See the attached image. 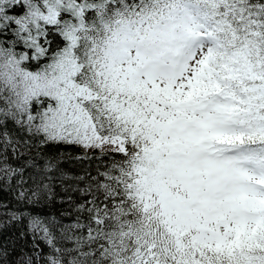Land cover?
Listing matches in <instances>:
<instances>
[{"label": "snow or ice", "instance_id": "1", "mask_svg": "<svg viewBox=\"0 0 264 264\" xmlns=\"http://www.w3.org/2000/svg\"><path fill=\"white\" fill-rule=\"evenodd\" d=\"M9 123L121 154L48 264H264V0H0Z\"/></svg>", "mask_w": 264, "mask_h": 264}, {"label": "trees", "instance_id": "2", "mask_svg": "<svg viewBox=\"0 0 264 264\" xmlns=\"http://www.w3.org/2000/svg\"><path fill=\"white\" fill-rule=\"evenodd\" d=\"M8 130L12 145L3 149L0 138V264H48L54 250L36 221L49 228L56 247L68 243L61 234L76 223L77 207L91 199L86 189L93 178L102 179L99 174L121 154L69 144L41 145L12 123Z\"/></svg>", "mask_w": 264, "mask_h": 264}, {"label": "rangeland", "instance_id": "3", "mask_svg": "<svg viewBox=\"0 0 264 264\" xmlns=\"http://www.w3.org/2000/svg\"><path fill=\"white\" fill-rule=\"evenodd\" d=\"M83 148V147H82ZM113 148V146H111V145H106V146H104L102 149H112ZM83 149H85V148H83ZM85 150H89V149H85Z\"/></svg>", "mask_w": 264, "mask_h": 264}]
</instances>
